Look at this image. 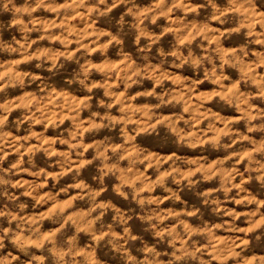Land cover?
Masks as SVG:
<instances>
[{"label": "clouds", "instance_id": "obj_1", "mask_svg": "<svg viewBox=\"0 0 264 264\" xmlns=\"http://www.w3.org/2000/svg\"><path fill=\"white\" fill-rule=\"evenodd\" d=\"M0 264H264V0H0Z\"/></svg>", "mask_w": 264, "mask_h": 264}]
</instances>
